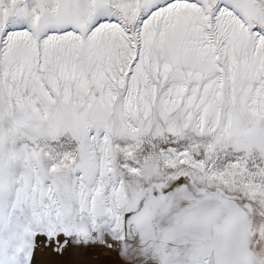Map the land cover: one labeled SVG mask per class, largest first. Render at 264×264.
I'll list each match as a JSON object with an SVG mask.
<instances>
[{
  "label": "snow or ice",
  "instance_id": "1",
  "mask_svg": "<svg viewBox=\"0 0 264 264\" xmlns=\"http://www.w3.org/2000/svg\"><path fill=\"white\" fill-rule=\"evenodd\" d=\"M0 264H264V0H0Z\"/></svg>",
  "mask_w": 264,
  "mask_h": 264
}]
</instances>
